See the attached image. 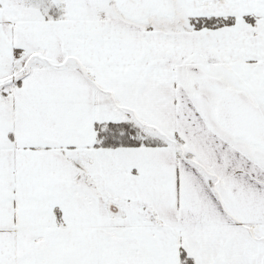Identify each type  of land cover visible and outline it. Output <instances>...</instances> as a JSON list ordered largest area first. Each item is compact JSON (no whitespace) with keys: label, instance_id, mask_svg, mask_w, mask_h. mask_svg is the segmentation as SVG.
I'll return each mask as SVG.
<instances>
[{"label":"snow or ice","instance_id":"snow-or-ice-1","mask_svg":"<svg viewBox=\"0 0 264 264\" xmlns=\"http://www.w3.org/2000/svg\"><path fill=\"white\" fill-rule=\"evenodd\" d=\"M0 264H264V0H0Z\"/></svg>","mask_w":264,"mask_h":264}]
</instances>
